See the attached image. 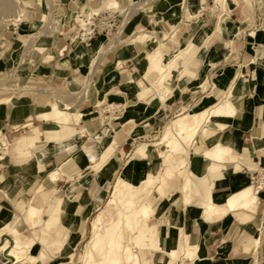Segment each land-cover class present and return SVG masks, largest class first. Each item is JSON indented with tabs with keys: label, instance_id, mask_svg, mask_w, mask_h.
<instances>
[{
	"label": "crops",
	"instance_id": "crops-1",
	"mask_svg": "<svg viewBox=\"0 0 264 264\" xmlns=\"http://www.w3.org/2000/svg\"><path fill=\"white\" fill-rule=\"evenodd\" d=\"M119 1L121 6L133 8L137 4H144L149 0ZM244 1L236 0L234 2V0H230L229 2L235 3L239 8H243V4L246 2ZM96 2L100 7V3ZM103 3L106 6L105 3L107 1ZM210 3L211 0H161L156 5L151 4L145 10L134 11L132 14L134 17L130 22H127L124 30L126 36H132L139 30L152 29L157 32L159 37L166 38L167 36L168 38L170 33L172 35L174 27H178L174 38L169 37L161 43H137L131 45L126 43L127 40H124L125 43L119 45V48L109 49L110 52L108 54H102L101 51L108 49L111 43L107 42L97 45V41L94 39L90 46L81 43L72 45V43H69V40L71 42L74 41L71 37H63L62 43L54 38L51 41L49 50L53 53L51 55L55 59L47 65L38 64L32 70L30 67L28 68L29 75L44 81L48 87L75 83L83 89L87 86V79L90 78L88 82L91 81L92 85L93 79L99 75L101 70L103 72L100 74V85L94 91L96 102L93 99L89 101L88 97L86 101L77 103L74 96L71 97L68 92L60 93L62 94V99L58 101L59 105H63L66 108V105L69 104L72 107L71 110H79L78 112L83 115L80 123H77L74 118L71 119L69 126L72 129V135L69 138L67 137L60 142L50 144L46 151L39 156L40 159L31 161L23 159L18 162L14 160V163L10 160L6 164L4 171L2 169L3 178L0 179V187H2L1 184L4 185V190L0 194L2 197L0 200V212L4 203L9 205L14 189L24 194H28V191L34 189L35 194H37L41 185L44 184V192L50 196L49 203H43V195L40 193L39 204L44 205L45 212L48 211L49 214L44 212V223L38 228L34 229L27 222L26 217H20L14 222H10L14 218L11 217L12 213L5 211L0 215V221L8 220L11 228L20 231L22 237H24L23 243L35 239L36 248L41 244L42 240L46 241L50 238L57 239L61 237V235L58 236L49 232V229L54 228L53 222L58 220H60L59 225L64 229L69 230L75 224L77 225L76 229H79L82 226V222L89 216L91 209L102 199V195H99L102 185L110 183L111 179L116 175L118 170L116 164L113 163L114 161L111 160L115 157L117 149L122 143L120 150H124V145L131 140L135 141L142 137L151 136L159 124L169 118L173 112H179L182 106L194 105L198 99L202 103L206 100L208 105H212L209 104L208 99L213 92L222 96L235 86L232 101L237 107V115L235 117H222L221 120L216 119L214 123H216L217 127L210 123L207 127V132L197 137V144L192 148L191 157L181 154L171 162L169 167L172 166L175 170L173 177H168V165H165L164 161L162 165L158 161V163L152 164L154 168H150L152 160L144 159L139 153L138 158H135V162L145 160V163H140L141 166L137 168L132 166L131 169H133L136 177L140 179V182L144 177L155 174L154 172H158L168 179L171 188L165 190V196L159 192L160 187H156L157 189L154 190L148 199V203L149 200L153 203L150 206L156 208L157 212L164 203L166 204L165 209L159 215L151 217L149 226L164 238L163 248L165 251L177 246L179 232L176 227L178 225L183 226L189 234L192 243L198 244L199 247L198 259L194 263L186 260L185 264H252L256 253H264V234H262L264 231V187L258 194L259 203L256 212L239 210L225 213L222 218L209 221L203 217L199 202H196L193 206L184 205V195L178 191L180 188L182 190V173L188 169H194L198 175H205L208 178V182L212 186L214 202L219 206H225L231 195L239 193L254 184L252 176H255L261 170L264 171V16L258 19L255 29L251 33L246 34V38L242 39L241 47L238 49L239 55L236 52L237 56H233L232 61H239V64H233V68L229 67L223 74H220L216 83L213 84L215 88L202 89V86L197 82L198 73L203 72V77H208L211 80L214 76L212 74L213 69L226 62L232 54V50L227 51L228 47H225L226 44L217 50L218 53L215 55L209 53L207 49L215 42L216 38L221 37L228 29L227 20L226 22H220L219 15L215 26L211 27L212 30L207 40L205 42L198 41L197 43L200 31L204 30V27L210 21L209 8L211 10L214 9V0L213 5ZM73 4L78 9H81L82 6L91 4V0H68L66 9L70 10L74 6ZM184 5L186 6L184 7ZM188 8L191 11H188ZM229 10L231 12L230 7ZM191 12L195 16L187 18L188 13ZM71 16L72 13H70V18ZM70 24H72L71 21ZM241 25L243 23L239 19L232 20L230 28L234 29ZM73 27H75V24H73ZM244 29L250 31L252 28L248 24ZM253 32L256 33L255 36L251 35ZM190 41H192L190 53L184 58L175 61L182 51L181 49L184 45V48H186L187 43ZM10 44L13 45L14 43L11 42ZM62 44L65 45L58 50L57 48L62 46ZM158 45H161L166 61L171 62V67L167 74L168 77H170V70L173 66L183 62L176 80L175 93L177 96L167 106H164L159 100L154 103H147V101L141 99L142 96H139L138 93L139 90L148 89V85L144 81V76L149 72L148 63L147 65L143 64L144 60H147V58H144L145 52H150ZM194 45L197 46L196 50ZM204 46L206 50L203 57L195 61L194 65L196 66L189 67L192 60L196 59V55ZM3 53L0 54L2 56L5 55L6 60H8L9 57L12 58L15 50ZM95 59L97 64L93 67L96 62ZM119 63H122V65L119 66ZM129 63L132 65L138 64L137 74L130 72L135 71V68L130 71L124 69V65L127 66ZM254 64L257 65L253 67ZM188 67L189 69L186 71ZM91 70H93V74H91ZM180 73L184 74V78L181 79ZM160 76L161 74L157 72L151 74L148 78L152 79L151 83H153L154 80L158 81ZM133 80L136 81L134 82L136 83L135 85L131 83ZM74 90L78 91L79 89L75 88ZM49 91L52 90L48 88L42 92L49 94ZM216 95L215 100L219 99ZM49 96L51 101L53 97L50 94ZM41 100H44L45 104ZM100 100H103L104 103L106 101L116 103L117 107L121 108L115 112L117 115L114 119H107L111 118V115H108L105 124L97 120V118L89 119L90 116L98 113L96 108L99 107L98 103ZM50 101L46 98L22 97L11 101L9 104L0 105V130L4 129L11 133L9 126L23 125L30 120L39 123V126L34 123V128L31 132L39 135L36 133L38 131L41 134H46V137L49 129L53 130L59 127L56 122L38 119L42 113L50 110L48 109L50 108ZM87 102H90L91 106L88 108L82 107ZM125 105L128 109L122 108ZM130 122H133V124L126 126ZM124 125L126 126L125 129ZM105 130L108 132H105ZM121 130L124 136L117 134ZM41 131H45V133ZM20 132L21 130L11 134ZM106 133H109V136L104 139ZM122 139L123 141L119 143ZM103 141L106 147L102 145ZM114 141L115 144L113 145L112 142ZM218 143L222 144L219 150H217L216 146ZM86 145L92 146V155L85 151L84 147ZM102 149L104 150L101 151ZM219 155L224 156V160L221 162L215 160ZM104 156L105 158L103 159ZM117 156L118 159L122 157L121 151H119ZM69 159L70 161L74 159L75 162L74 171L65 174L69 178L59 179L60 175L56 181L51 182L48 177L49 174L62 166H66L70 162ZM53 165L58 166L51 170L47 176L42 177V168ZM156 165L161 167L155 168ZM105 167L106 169L101 172ZM131 173L130 171V175H132ZM124 186L126 193H130L131 191L129 190L133 189V184L129 185L125 182ZM138 188L137 184L135 189L137 190ZM129 196L130 194H128ZM49 206H51L50 210L48 209ZM173 210L178 214L174 221L171 219ZM80 214L85 217L79 216ZM27 231L29 235L24 233ZM67 235L68 233H65L62 236L64 241L62 240L61 243L66 242ZM73 235L72 231L71 236ZM258 237L262 239V243L259 249L256 250L253 246V241ZM56 239L52 240L51 245L44 247L43 250L38 252V256H35L39 260L38 263L42 262V254L43 256L48 255L50 248L59 246L60 241ZM45 249L48 250L45 251ZM142 259L146 264L150 262L159 264L164 260L167 263L170 262L164 251L158 252L155 250L150 254L147 251V253L142 255ZM49 263L46 262L44 264ZM184 263L180 262L179 264Z\"/></svg>",
	"mask_w": 264,
	"mask_h": 264
},
{
	"label": "rangeland",
	"instance_id": "rangeland-1",
	"mask_svg": "<svg viewBox=\"0 0 264 264\" xmlns=\"http://www.w3.org/2000/svg\"><path fill=\"white\" fill-rule=\"evenodd\" d=\"M97 1L100 3V7L96 4L95 5L96 8L95 7L94 8L95 9L101 8L100 11H106L107 9L103 5L104 4L103 2H105L107 0H97ZM150 1L146 2V3H148L146 8H143V9L140 8V9H142V10L147 9L151 4V3L149 4ZM160 1L161 0H155L154 4L156 5ZM215 1L216 0H214V2ZM234 1L236 2V0H234ZM245 1H244L245 3L243 4V8H239L235 3L229 2V7L231 9V12H229L230 11L229 7L227 8V11L225 10V8H218L215 10L214 9L211 10V8H209V10H208V11H210L209 14L211 15L210 21L204 27V30L200 31L197 43H198V41L205 42L207 40V37L210 36V32L212 30L211 27L215 26L216 21H217V17L219 15L220 16V22H222V21L226 22V20H227L228 29L226 30L225 33L222 34L221 37L216 38L215 42L212 45H210L207 49H208L209 53H211L212 55H215L218 53L217 50H219L221 47H224V44H226L225 47L226 48L228 47L227 51L232 50V52H231L232 54L229 57V59H227L226 62L221 63L219 66H217L216 68L213 69L212 74H214V76L211 80L208 77L207 78L203 77V72L198 73L197 82H198V84L203 83L202 89H210L211 87L215 88V86L213 84L216 83L217 77L220 74H223L227 70V68H229V67L233 68V66H232L233 64H239V61H237V62L232 61L233 56H237V54L239 55L238 49L241 47L240 43H241L242 39L246 38V34L251 33L255 29V26L258 22V19L261 18L262 16H264V0H245ZM12 4L13 3H11V0H0V53L15 50V53L13 54L12 58L9 57L8 60H6L5 55L2 56L0 54V98L11 97L9 103H11V101H13V100H17V99L22 98V97H33V98L39 97V99L46 98L47 100L49 99V101H50V99H51L49 96V94H50L53 97V99L51 100L52 103H58V101L62 99V94H60V93L61 92H68V95H70L71 97L74 96V99L77 101V103L86 101L88 97H89V99H88L89 101L93 99L96 102V97H95L94 91L100 85V82H101L100 81L101 80L100 74H102V72H103L102 70L99 72V75H97L93 79L92 85L90 82V85H91L90 96H89L90 87L87 90V95L85 96L84 93L86 91V88L83 89L80 85H77L75 83H71L70 84L71 86L70 85H64V86L52 85V86L48 87L44 81L40 80L37 77H33L32 75H29V72H28L29 67L32 70L38 64L39 65L40 64L47 65L48 63H50V61L55 59V57L51 55L53 53L50 52V50H49V48L51 47V41L54 38L56 39V41H58V42L61 41L60 43H62L63 37H71L74 39L73 42H71V40H69V43H72V45L76 44L77 43L76 41H79V40H75V37L80 36V34L82 33V30L79 27L80 24L77 22V19L81 15H82V18H86L84 10L87 8L92 9V7H91L92 5L88 4L87 6H82L81 9H78L73 4L74 6L72 8H70V10H67L66 7L68 6V0H20V3L18 5L13 4V6H12ZM119 4L121 6L120 1H119ZM210 4L213 5V0H211ZM105 5H106V3H105ZM214 5H215V3H214ZM138 6H141V4H137V7ZM185 6L186 5H184V7ZM137 7L131 8L132 11H129V13H128L130 17L129 16L126 17L129 19L124 18L122 11L117 12V15H118V18H117L118 28H117V30L115 29L109 35H106L104 33L101 35H97L94 38L97 41V45L104 44L107 42L111 43L110 44L111 47L108 46V49H104L101 51L102 54L103 53L108 54L110 52L109 49H112L115 47L119 48L120 47L119 45H123L125 43L124 40L125 41L127 40L126 43H130L131 45L137 44V43H150V44L154 43V44H157V43H161L164 40H167L171 36V33H170L168 35V38H167V36H166V38L165 37L161 38L157 35V32L155 30L149 29L146 31L154 32L156 34V38L158 39V41H152V40L146 38L144 40H140V41L137 40L135 42H132L134 40V38L142 30L137 31L132 36H126L124 34V30L126 28L127 22H130L131 19L134 17L132 14ZM16 8L17 9L20 8L21 10L24 11V15L19 22H15V20H13V19H15L14 16H15V13L17 10ZM188 11H191V10L188 8ZM11 13H13V14H11ZM70 13H72L71 18H70ZM191 14H192V12L188 13L187 18H189L188 16H190ZM45 15L47 16L48 19L46 22H43ZM7 18H9V19H7ZM237 19L242 21L243 25L238 26L237 28H234V29L230 28V23H232V20H237ZM70 21L72 24H70ZM73 24H75V27H73ZM248 24L250 25V28H252V29H250V31H247L246 29H244V27H246V25H248ZM176 29H177V27H174V29L172 30V34ZM13 38H15V39H13ZM11 42H13L14 44L11 45L10 44ZM64 45L65 44H62V46L58 47L57 49L60 50ZM184 47H185V45H184ZM155 48H160L161 52L164 54L161 45H158ZM91 49L93 50V48H91ZM194 49L196 50L197 46L194 45ZM205 50H206V47L204 46L196 55V59L192 60L189 67L193 66L195 61L198 58L200 59L203 57ZM152 51H153V49L150 52L149 51L145 52L144 58H147V60H144L143 64L147 65V63H148V66H149L148 54L151 53ZM236 52H238V53L236 54ZM184 56H186V55H183L180 58V53H179V55L177 56V60H175V61H178V60L184 58ZM52 57H53V59H52ZM163 62L165 64L171 63V62L166 61V56H164ZM96 64H97V61L93 65V67ZM182 65H183V62H180L177 65L173 66V68L170 70V74H169L170 77H168L167 83H165L163 85H161V83H159L157 80H154L153 83H149V81L144 80L148 85L147 88H150L151 90H149L148 93L145 92L144 94H140L139 96H142V98L141 97L140 98L147 101V103H151V102L154 103L157 100H159L160 102H162V104L164 106L171 104L174 101L175 97L177 96V94L175 93L176 80L178 79L180 67H182ZM256 65L257 64H254L253 67H255ZM194 66H196V65H194ZM137 67H138L137 63H136V65H132L131 63H129V65L127 64V66L124 65V69H127L129 71L132 70L133 68H135V71H130L131 73H134V74L138 73V71L136 70ZM189 67L186 68V71L189 69ZM200 67H201V65H200ZM93 70H94V68H93ZM93 70H91V74H93ZM232 71H234V70L232 69ZM180 77H181V79L184 78V74L180 73ZM88 80H90V78L86 80V84H87ZM135 84L136 83H134V85ZM48 88H50V90H52V91H49V94H44V92H42V91L45 89H48ZM75 88H78L79 90L75 91L74 90ZM54 89H58V90H54ZM167 89H169L171 92L173 91V93L169 95L167 93L168 92ZM40 90H42V91L40 92ZM174 94H175V96H174ZM226 94L220 96V95H216L213 92L212 95H210V98L208 99L210 102L209 104H212V105L215 104L218 100H220ZM215 95L219 99L215 100ZM163 96L167 97L165 99L166 101L162 100ZM41 102L43 104H45L44 100H41ZM50 102H49V104H50V108H51L52 103H50ZM99 102H102L103 105L96 108L98 113L93 114L92 116H90L89 119H91V118L96 119L97 118V120L101 121L103 124H105L106 117H108V115H111V118H107V119H114L117 115V114H115V112L121 109V108H118L116 103H115L112 105L113 106L112 109L109 108L107 110L105 108L109 107L108 104H110V102L106 101L104 103L103 100H100ZM9 103H6V104H9ZM201 103H202V101L200 102V99H198V101H196V103L194 105H190L187 107L182 106L179 109V112H173V114L169 118L165 119V121L163 123L159 124L151 136L142 137L140 139H136L135 141L131 140V141L127 142L126 145H124L125 151L120 150L121 146L123 144L122 143L121 146L117 149L118 151H117L115 157L113 158V160H111V161H114L113 163L116 164L118 171H117L116 175L111 179L110 183H107V185H104V186L102 185V189L99 191V195H102V199H100V202L95 204V207L93 209H91L90 214L87 217V219H85L82 222V226L79 229L78 228L76 229L77 225L75 224V226H73V228H70L69 230H67V229H64L63 227H61L59 225L60 220H58L57 222H53L54 228L49 229V232H51L54 235H58V236L61 235V237H58L57 239L53 238V239L60 241L59 246L50 248L48 251L49 252L48 255L43 256V254H42V262L38 263L39 260L35 256H38V252L40 250H43L44 247L51 245V242L53 239L50 238L49 240H46V241L42 240L41 244L39 246H37L36 248H35V241L36 240L35 239L30 240L31 243L33 244V247L30 251L23 249V250L17 252V254L20 256V258L22 260H24L20 264H30V263H32V264H44L46 262H50L49 264H85L86 259L90 261V264H103L104 259L101 256V253H99L98 251L97 252L94 251V249L92 248L91 239H92V236L94 233L93 224H94V220L97 217V215L105 207L106 201L109 199V197L113 191V186H114L117 178L123 174L126 178L125 182H127L129 185L133 184V186H132L133 189L129 190V191H131L130 193H128V192L126 193L125 188H123V196L124 197H128V194L134 193V195H135L134 197L136 198V197H139L140 195L144 194L147 191V189L151 188L150 186H146L143 183L140 184V179H138L136 177V175L133 172V169H131L132 166L137 168V167L141 166L140 163L141 164L145 163L144 162L145 160H138V161H136L137 163L135 162V158H138V156H139L138 151H137L139 149L138 147L141 146L142 144H151L153 142L159 141L162 138L161 136H163V134H164L165 127L167 125H169L174 119H177L178 116H180V114L182 112L194 113V112H197L198 110H201L203 108L212 106V105H208L206 100L202 104ZM123 104H124V102H123ZM0 105H2V104H0ZM90 106H91L90 102H87V103L83 104L82 107L88 108ZM59 107L61 109H65L63 107V105H59ZM124 107L126 109H128V107L126 105L123 106L122 108H124ZM50 108H48V109H50ZM78 111H76L74 109L69 110V112H71V113H73V112L79 113ZM82 118H83V115H82ZM52 121L55 122L54 120H52ZM34 123H35V125L39 126V123H37L36 121H34ZM30 128L32 130L34 128V126L30 127ZM58 128L59 127H56L57 130H58ZM41 132L45 133V131H41ZM105 132H108V131L105 130ZM206 132L207 131L200 132L199 135L202 133H206ZM36 133L39 135H35L34 132L27 131V129H23V130H21L20 133H17V134L9 133L8 134L9 139L12 141V146H11L10 151H9V157H10V160L13 161V163H14V160L18 162V161H21L23 159H25V161H31L33 159H36V158H34V155L31 153L30 154L28 153V155L26 157H20V156L16 155L17 151L20 148L28 146V141L33 140V139L38 140L37 147H40V148L45 147L47 145L46 142H47L48 136L45 137L46 134H41L38 131ZM57 134H54L56 141L53 142V144L61 141L60 138L62 136L59 133H57ZM197 137H195L196 140H195L194 145L197 144ZM123 139L119 143H121L123 141ZM189 139H191L190 136H187L186 140H189ZM184 140L185 139H177V141L175 143L176 144L175 147L179 146V148L181 149L178 152V153H180V155L181 154H187L188 150L191 149V145H190L191 142L188 145L187 144L184 145V142H183ZM112 144L114 145L115 141L112 142ZM49 145L50 144L47 145V148ZM216 146H217V150H219V148L222 146V144L218 143ZM91 147H92L91 145L90 146L86 145L84 148H91ZM103 150L104 149H102L101 151H103ZM157 150H158V152H162V150H165V148L160 147V148H157ZM119 151H121V154H122V157H120V159H118V156H117ZM170 151H172V150L169 149L168 153ZM104 158H105V156L103 157V159ZM174 159L167 160L166 157H160V158L153 159L150 162V164H151L150 168H154V166L152 164L158 163V161H160L161 165H162V162L164 161L165 165H168V168H169V165L171 164V162ZM10 160L7 162V164L10 162ZM133 163H136V164H133ZM57 166L58 165L43 167L42 168V170H43L42 177L47 176L49 174V172L51 170H54L55 168H57ZM160 167L161 166H159V167L157 165L155 166V168H160ZM170 168H171V166H170ZM2 169L4 171L5 167H2ZM2 169L0 170V179L3 178ZM96 169H98V168H96ZM104 169H106V167L103 168L101 170V172L104 171ZM172 169L173 168H171V170ZM171 170L168 171V174H167L168 177H173L175 175V173L174 172L172 173ZM130 171L132 172L131 173L132 175H130ZM188 171H192V173L194 174L193 175L194 176L193 177L194 188L193 187L192 188L195 191L197 189V187H195V183L198 182L199 178L203 177L204 175H198L194 169H191V170L188 169L185 172H188ZM154 173H155L154 175L156 176L154 178L155 185H157L156 186L157 188L160 187L159 192H161V194L163 196H165V192H166L165 190L166 189L169 190L171 188L170 183H169L168 179L166 178V176L161 175L158 172L157 173L154 172ZM184 173H182V176ZM64 175L65 174H62L60 179H62V178L66 179V177L69 178L68 175H65V176ZM132 178H133V180H132ZM164 179H165V181H164ZM261 181H264V171L263 170H261L259 172V177L256 178L253 185H257ZM137 184H138L139 188L136 190L135 186ZM207 184H209L208 178H207ZM124 185H125V183H124ZM1 186L2 187H0V188L3 191L4 185L1 184ZM157 188H155V189H157ZM198 189H200V188L198 187ZM2 191H1V193H3ZM178 191L182 193L181 188ZM41 193L46 200L45 203H49V201H50L49 194H46L44 191H42ZM32 196L34 197L33 201L39 204V198H40L39 191L37 194H35L34 189H32V190L28 191V194H24V193H21L19 190L14 189L12 196H11V199L9 201V205H6V203H4V205L1 206L0 215H2V213L5 211L12 213L11 217H14V218L10 222H14L16 219H18L20 217H26V220L28 221V223L31 224V226H33L32 223H30V217L28 216V211H27V206H26L29 199ZM192 198L194 199V201H193V203H191L188 206H191L192 204H195L196 202H199V204H201L203 201V196L202 195L200 196L198 193L193 195ZM0 199H2V197H0ZM171 199H172V197H171ZM258 203H259V196H258V201H257L256 207L254 210L255 212L257 211ZM150 204L153 205V203L149 200V205ZM41 206L45 209L44 205H41ZM165 206H166V204L164 203L158 212H157L156 208H151L152 209L151 213L148 216H145V218H143L144 219L143 221L141 220V222H139L138 227H135L133 230L125 231V235L127 237L126 245L130 246L132 248V252L134 254H136V256L138 257V260H139L138 264H146L142 259V255L147 253V251L149 252V254L153 253L154 250L158 251V252L164 251V253L170 259L169 263H167L164 260V261H161L159 264H179L181 262L179 259L180 258L179 256L177 258L171 257V252L173 250L179 249L182 245L183 237L187 234V232L185 231L183 226H181V225L177 226V227L182 228L180 231L179 238H178L177 246L171 250H168V251H165L163 248L164 238L162 236L158 235V233H156V231L149 226V220L151 219V217L155 216V215H159L165 209ZM50 207L51 206H49V208H48L49 210H50ZM44 209L39 211V213H38L39 215L36 218V220L43 219V217L45 216L44 215V212H45ZM220 209L223 210L222 211L223 214L222 215H213V219H220L225 215V213H228L226 211L225 206L220 207ZM45 214H49V212L47 211V212H45ZM79 216L85 217V216H82V214H80ZM51 217H52V215H51ZM58 217H60V216H58ZM176 217H178V214H175L173 216V218H171V219L174 221V220H176ZM43 221H44V219H43ZM8 223H9L8 220L0 221V228L4 229L5 225H7ZM72 231L74 234L73 236H71ZM75 232H77V233H75ZM84 232H85V234H84ZM24 233L29 235L28 231L24 232ZM65 233H68L67 238H66V242L61 243L62 240L64 241L62 236ZM262 234H264V231L262 232ZM7 239L10 241V245L13 244V238L8 233H4L3 237L0 240V245H1V243H3ZM23 239H24V237H23ZM196 245H198V244H196ZM45 250H48V249H45ZM256 250H257V248H256ZM7 253L8 252H2L0 254V264H13V259L7 257ZM3 256H4V258H2ZM5 259H8V261H6ZM197 259L198 258L195 256L193 262H191V261L190 262L194 263ZM33 260H34V263L32 262ZM125 264H135V263L132 261L130 263H125ZM148 264H154V263L150 262ZM252 264H264V253H262V254L256 253L254 258H253Z\"/></svg>",
	"mask_w": 264,
	"mask_h": 264
},
{
	"label": "bare ground",
	"instance_id": "bare-ground-1",
	"mask_svg": "<svg viewBox=\"0 0 264 264\" xmlns=\"http://www.w3.org/2000/svg\"><path fill=\"white\" fill-rule=\"evenodd\" d=\"M96 1L97 0H91L92 9L87 8L84 10V13L87 18H89L92 15V12L99 14V13L107 12V11H112V12L122 11L124 18L129 19L126 17L129 16L128 14L129 11H132L131 8H125V7L120 6L118 0H107L106 6H105L107 9L106 11H100L101 8L95 9L96 8L95 5L97 4ZM229 1L230 0H216L214 9L225 8V10L227 11ZM154 2L155 0H151L149 4L150 3L154 4ZM11 3L18 5L20 3V0H11ZM147 5L148 3L141 4V6H138V7L134 6L138 8V9L136 8L134 11L139 10L140 8L142 9L146 8ZM19 9L16 10V13L14 16L15 19H13L15 20V22H19L24 15V11L21 9L19 10ZM194 16L195 15H193L192 13V15L188 17H194ZM47 19L48 18L45 15L43 22H46ZM77 22L81 25L80 26L78 24L81 30H85L86 32L90 30L88 28L87 19L82 18V15L78 17ZM177 31L178 29H176L170 37L174 38L176 36ZM251 35H256V33L253 32ZM146 38L152 41H158V39L156 38V34L154 32H148L146 30H142L139 32V34L134 38L132 42H135L137 40L139 41L144 40ZM187 44H188L186 45L187 47L184 48V50L182 49V51L180 52V58L183 55H188L190 53L192 49V41L188 42ZM164 56L165 55L161 52L160 48H154L153 51L148 54L149 72L144 76V80H147L149 81V83H151L152 79L148 77H150L151 74L159 72L161 74L160 79L158 80L159 83H161V85L166 83L168 79L167 74L171 67V63L165 64L163 62ZM121 65L122 63L119 64V66ZM90 82L87 83L86 91L84 93L85 96L87 95V90L90 87ZM134 82H135L134 80L131 81V83H134ZM200 85L203 86V83H201ZM149 90L151 89L148 88V89H144L143 91L139 90L138 93L139 95L144 94L145 92L148 93ZM234 90H235V86H233L230 89V91L220 101H218L212 106L203 108L194 113L182 112L180 116H178L177 119H174L169 125L165 127L164 134L163 136H161L162 138L159 141L153 142L151 144H142L141 146L138 147L139 149L137 148L138 153L146 160L147 159L153 160V159L160 158V157H166L167 160H171V159H174L176 156L180 155V153L178 152L181 149L179 148V146L175 147L176 145L175 143L177 139H185L183 141L184 145L185 144L188 145L191 142L190 144L191 149H189L186 154L188 157H191V153L193 152L192 148L196 140L195 137H197L200 132L207 131V127L210 123H212L214 127H217L216 123H214L216 119L221 120L222 117H235L237 115V107L234 105L232 101V98L234 97L233 96ZM167 91L169 95L172 94V92L169 89H167ZM165 98L167 97L163 96L162 100L164 101ZM10 99L11 97H2L0 98V104L9 103ZM113 104L115 103L108 104L109 107H106L105 109L107 110L109 108L112 109ZM101 105H103V103L99 102L98 106L100 107ZM70 109H71V106L69 104L66 105L65 109H61L58 103H52L50 110L48 112L42 113L38 117V119L40 118L47 122L54 120L56 123L60 125L58 130L55 128L53 130L49 129L47 131V136H48V139L46 142L47 145L53 144V142L56 141L54 134H57V133H59L60 135L62 134V137L60 138L61 140L67 137L69 138L72 135V129L69 126L71 119L74 118V120H76L77 123H80L82 115L80 113H71L69 112ZM118 120H122V119L118 118ZM132 123L133 122H130L126 126H130ZM30 124L32 125L29 126ZM33 126H34V122L28 120L23 125H14L13 127L14 129H17V130L27 129V131H31L30 127H33ZM126 126L124 125V129ZM117 134L124 136V133L122 130L118 131ZM108 136H109V133H106V136L104 137V139H106ZM187 136H190L191 139L186 140ZM9 143L12 146L11 140H9ZM37 144H38V140L33 139V140L28 141V146L20 148L16 155L20 157H26L28 153L29 154L31 153L34 155V158L38 159L39 156L45 152L47 145L45 147L40 148V147H37ZM102 145L106 147L104 141L102 142ZM160 147L165 148V150H162V152H158L157 148H160ZM169 149L172 151L168 153ZM85 151L88 154L92 155L93 148L92 147L85 148ZM9 160H10V157L8 153V161ZM215 160L218 162H221L222 160H224V156L219 155L215 158ZM74 165H75V162H74V159H72L66 166H62L59 169L52 171L48 176L50 181L54 182L58 179L60 175L73 172ZM2 167L3 166L0 165V170L2 169ZM171 168L173 167L171 166ZM171 168L169 167L167 171H170ZM171 172L175 173L174 168L171 170ZM193 175L194 174L192 173V171H188V172H185L183 176L181 177L182 179L181 180L182 181L181 191L185 198L184 205L188 206L191 203H193L194 199L192 198V196L198 193L200 196L201 195L203 196V201L199 205L202 210L203 217L206 220L208 221L213 220V215H222L223 210L220 209V207L222 206H219L218 204L214 202L212 186L210 184H207V177L204 175L203 177L199 178V181L195 183V187H197V189L194 191L193 190L194 188L193 186L194 176ZM154 178H155V175L151 174L149 177H144L143 179H141L140 184L143 183L144 185L150 186L151 188L147 189V191L144 194L136 198L134 197L135 196L134 193H131L129 197L123 196V188H124V183H125L126 178L123 174L117 178L113 186V191L109 199L106 201L105 207L97 215V217L94 220V224H93L94 233L91 239L92 241L91 244H92V248L94 249V251L96 252L98 251L99 253H101V256L104 259L103 264H125V263H130L132 261L135 264L139 263L138 257L136 256V254L132 252V248L126 245L127 237L125 235V231L133 230L135 227H138L139 222H141V220L143 221L144 220L143 218H145V216H148L151 213L152 207L149 205L148 199L150 198V195L154 192L157 186L155 185ZM44 187H45L44 184L41 185V188L39 186L40 188L39 193L44 191ZM198 187L200 189H198ZM263 187H264V181H261L257 185L248 186L246 189H243L239 193L231 195L225 203L226 211L228 213L236 212L239 210L255 212L254 210H255V207L258 201V194H259V191L263 189ZM1 191L2 190L0 189V194H1ZM33 198L34 197H31L29 199L26 206H27L28 216L30 217V223H32L33 225L32 227L35 229V228H38V226L42 225L44 222L43 219L36 220V218L39 215L38 214L39 211L43 210L44 208L40 204L34 202ZM45 201L46 200L43 197V203H45ZM193 205L194 204H192L191 206ZM175 214L176 212L173 210L172 218ZM8 224L5 225L4 229L0 228V240L3 237L4 233H8L13 238V244L10 245V241L8 239L5 240L3 243H1L0 254L2 252H8L7 257L13 259V264H20L24 260L20 258L17 252L23 249L30 251L33 247V244L31 243V241L23 243V237L20 231L17 229L11 228ZM25 224L27 225V223ZM176 228L180 235V231L182 228L181 227H176ZM261 243H262V239L258 237L253 241V246L255 247V249L257 248L258 250V248L261 246ZM198 253H199L198 245L192 243L191 238L189 234L187 233L183 237L181 247L179 249L173 250L171 252V257L177 258L179 256L180 261L183 263L186 260L193 262L195 256L197 258L199 257ZM2 258H4V256ZM5 260L8 261V259H5ZM32 262L34 263V260ZM85 264H90V261L86 259Z\"/></svg>",
	"mask_w": 264,
	"mask_h": 264
},
{
	"label": "built area",
	"instance_id": "built-area-1",
	"mask_svg": "<svg viewBox=\"0 0 264 264\" xmlns=\"http://www.w3.org/2000/svg\"><path fill=\"white\" fill-rule=\"evenodd\" d=\"M117 12L107 11L99 14L92 13V15L87 19L88 28L90 29L88 32L82 30L80 36H76L75 40L77 43L85 44L87 46L91 45V42L97 35L111 34L115 29H117ZM11 133H16L20 130L14 129L13 126H9ZM9 132L4 129L0 130V165L5 167L8 162V153L11 148L9 143ZM259 177V172L252 176V180L255 181L256 178Z\"/></svg>",
	"mask_w": 264,
	"mask_h": 264
}]
</instances>
